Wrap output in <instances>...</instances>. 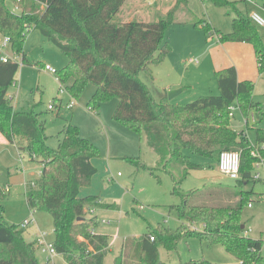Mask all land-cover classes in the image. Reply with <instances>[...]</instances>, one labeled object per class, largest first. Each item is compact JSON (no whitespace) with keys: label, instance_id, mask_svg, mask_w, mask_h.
<instances>
[{"label":"trees","instance_id":"1","mask_svg":"<svg viewBox=\"0 0 264 264\" xmlns=\"http://www.w3.org/2000/svg\"><path fill=\"white\" fill-rule=\"evenodd\" d=\"M217 7H232L237 14L229 34L220 35L222 43H246L253 47L261 74L264 73V40L249 18L238 10L236 2L211 0ZM127 0H0V37L10 39L12 52L22 55L32 30H39L68 58L69 64L57 71L58 79L75 100H80L89 85L96 92L88 104L98 112L113 99L119 103L114 120L140 136H149V146L161 154L162 166L150 168L140 158H124L137 170L153 176L164 171L174 182L173 194L182 200L172 206L183 221L178 230L163 226H148L145 235L124 242L115 264H124L130 257L135 264H162L160 249L174 251L181 239L197 237L209 245H220L242 264H264V241L244 235L242 213L253 201L254 189L247 186L253 180V156L261 147L264 157V129L253 128V145L244 131L231 127V107L239 106L245 119L253 111L263 115L261 106L253 100L255 85L240 81L232 66L215 73L219 94L202 96L184 106L165 100L158 102L142 73L153 78V68L160 66L170 54L167 32L175 24L177 12L188 6V0H176L165 17L146 23L131 21L116 23ZM18 4L20 13H15ZM44 9L42 6H44ZM199 27V24H196ZM203 29L210 34L211 25ZM1 57V52H0ZM21 65L0 60V132L11 142H24L20 152H29L31 159L42 165V174L35 188L26 193L30 211H44L53 217L54 245L67 264H105L111 238L97 233L99 218L90 214L97 206L95 196L82 198L81 188L91 185L98 173L92 160L99 156L95 146L85 142L77 126L68 122L63 129L58 148L48 145L46 121L36 106L29 111H16L9 90L15 84ZM57 100H55L56 104ZM256 115V114H255ZM254 116V115H253ZM148 138V139H149ZM192 155L207 159L215 168L225 151L241 154L240 179L231 187L215 185L195 191H184L182 185L190 171L202 168L192 161ZM5 193L0 189V264H40L34 243L25 239V230L4 221ZM262 196V195H260ZM109 207V206H108ZM79 219H82L79 221ZM200 227V228H198ZM94 230V233H92ZM189 264H209L190 262Z\"/></svg>","mask_w":264,"mask_h":264},{"label":"rangeland","instance_id":"2","mask_svg":"<svg viewBox=\"0 0 264 264\" xmlns=\"http://www.w3.org/2000/svg\"><path fill=\"white\" fill-rule=\"evenodd\" d=\"M146 1L147 0H142L141 4H136L133 0H127L120 13L113 21L116 23H129L131 21L152 23L165 17L176 4V0H161L157 6L149 7L148 4H146L148 1ZM263 1L264 0H257L259 3H263ZM9 6L14 9L10 3ZM180 9H182V7ZM188 10H192L194 13L189 12L186 17L179 16L177 18L176 16L175 24L167 32V41L171 48L168 57L173 54L170 58H181V56H185L181 54L184 50L181 46V39L178 38L179 34L190 33L194 35L200 32L203 34L202 42L211 44L213 41L208 40V38H213L203 29V25L211 23L213 30L216 29L215 31L227 34L232 31L233 21L237 16L232 7H217L211 0H188ZM259 13L264 16V12ZM187 24L193 26L189 28L186 27ZM196 24H199V27H196ZM257 30L264 40V27L257 26ZM3 41L4 36H1L0 46ZM217 41L215 42L218 43ZM3 51L7 54H11L9 49ZM24 53H26L28 59L27 63L30 65H25L22 58L20 59L21 68L16 78V84L11 87L8 93V97L15 96L13 101L15 109L19 112L22 110L29 111L36 106L37 112L42 114V120L47 122L46 134L48 136V145L54 149L58 148L60 139H62L65 120L72 121L70 123L79 128L82 138L87 135L86 133L94 135V133L88 132L90 131L87 126L89 123L85 117L76 116L73 118V115L79 110L78 108L85 110L89 114L92 113L88 104L96 92V87L92 84L87 87L80 100H76L78 105L74 110L68 109L67 103L64 101L60 112H58V109L49 111V106L55 102L58 93L61 96L68 95L66 91H62V87L64 88V86L60 85L58 75H53L52 77L54 78H52L50 74L48 75V73H46L51 77V81L54 83L51 85L45 80V74H42V80H40L41 71H44L45 66H51L55 70L61 71L69 64V58L49 42L39 30H32L30 32L26 40ZM197 53L198 51L186 54L184 61L186 60L187 64L185 63L183 66H188L191 70L197 69L202 65L205 67L209 66L210 57L207 60L204 55ZM214 53L215 52H213V54ZM238 53L239 54H236V56L233 55L232 57L239 59V61L245 65L244 69L247 75L252 77L249 81H252L255 85L253 100L256 104L261 106L263 115L259 114L257 111L251 112L250 118H248L249 125H246L245 117L239 106H237L234 117H231V127L237 132H247V138L254 145L256 143V134L253 128L264 129V73L261 74L259 71L254 51L252 55L253 59L249 58L247 54H244L242 50ZM225 55L229 58L230 53L225 52ZM201 72L202 73L199 71L200 74L198 73L193 78L195 87L192 92L179 95L171 101L182 100V104L178 105L184 106L196 101L202 96L218 95L219 88L215 73L209 74L207 68L206 70L201 69ZM140 78L148 85L157 101L160 102L161 100L157 92L160 87V82H151L149 77L144 73L140 75ZM39 84H41L40 88H38ZM190 93L194 94L192 98L188 95ZM61 96H59L58 99H60ZM118 103V99H113L103 104L98 113H102L104 109H110V113H112L111 115L114 119V113ZM114 107L115 110L111 112V109ZM253 115L255 116V121ZM89 128L92 129L91 124H89ZM101 129L104 139L100 136H98L99 138H93V145L99 153V156L94 162H97L96 165L101 162L104 166L105 162L109 161L111 162V167L108 171L109 174L106 176L104 173L107 168L101 170L96 167L98 169V180L108 182L107 180L109 177H112L114 178L113 184H115V181L124 183L126 196L123 200H108L105 202L106 205H104V207L94 208L91 210L90 214L93 216L97 215L99 218L100 227L97 233L110 235L111 238L110 251L105 259V264H115L117 257L122 253L124 242L128 239H139L147 233L148 226L156 228L163 226L174 231L181 228L183 226V221L179 219L175 212H171L170 208L180 205L182 200L179 196L173 194L174 182L167 173L159 170L157 176H153L149 171H137L130 163L123 159L124 157L140 158L141 161L150 168L161 167V163H163L161 154L153 149H151L152 151L149 149V141H147V144L145 143L146 138L148 139L149 136H140L127 129L129 132H125H128V134L134 138V142L140 148V153H142L143 156L139 155L133 157L131 153H129V156L127 154V156L123 158L113 160L107 157L109 142H112L111 152L115 155L120 149L131 148V143H133V141H130V138H115L109 130H104L102 126ZM1 134L0 132V135ZM148 140H150V138ZM7 141L11 144L9 145V149L0 147V187L3 189L6 186L9 187L7 193H5L4 200L1 201V204L4 206V221L10 226H21L23 221L33 214L40 230L46 232L49 242H53L55 238L53 217L44 211L32 213L26 201V193L28 191L26 183H37L40 179L42 165L38 162H33L29 152H20L8 139ZM15 142V144L20 143V138H16ZM96 142H98V144ZM101 142L104 143V146ZM118 142H122L123 145ZM187 154L191 156L193 162L202 165V168L190 171L187 179L182 185V190L188 192L205 188L210 189L215 185L232 188L236 184L235 181L228 177L219 175L216 168L217 166L215 168H209L207 159L192 155L188 151ZM260 171L262 172L263 180L257 182L255 185L251 184L247 186L249 190L253 188L255 194L253 195L251 207L247 206L243 210L242 222L245 226L244 235L246 237L264 241V200H260V195H264V172L262 170ZM91 185L88 187H91ZM108 205L111 206L108 207ZM95 212H97V214H95ZM2 221L0 217V223H2ZM33 228L34 227L31 226L26 229L24 236L29 243L35 244L36 236L31 232ZM35 247L39 263L47 264V255L43 254L37 245ZM262 254L264 256V247ZM160 259L162 264H189L192 261L207 262L209 264H233L236 262L234 257L227 253L222 246L209 245L202 242L197 237L181 239L177 249L174 251H167L165 248H161ZM50 264L67 263L61 255H57ZM124 264H135V261L129 255L125 258Z\"/></svg>","mask_w":264,"mask_h":264},{"label":"crops","instance_id":"3","mask_svg":"<svg viewBox=\"0 0 264 264\" xmlns=\"http://www.w3.org/2000/svg\"><path fill=\"white\" fill-rule=\"evenodd\" d=\"M133 1L136 4H141L142 0H133ZM147 1H146L147 2L146 4H148L149 7L150 6L154 7V6H157V4L161 0H147ZM229 1L230 2H236L238 4V10L243 12V13H246V14H250L254 11L264 12V1H263V3H259V2H257V0H252L253 3L249 2V0H229ZM144 4H145V2H144ZM189 12L194 13L192 10H188V6H186V7L184 6V7H182V9H180L178 11L177 18L179 16L180 17H186V16H188ZM209 24L212 26L211 23H209ZM192 26L193 25H191V24L186 25V27H189V28ZM215 30L216 29H214L210 33V35L212 36L213 39L208 38V40L213 41L211 44H209V43L206 44V43L202 42L203 34H201L200 32L197 34H194V35H192L190 33L189 34L183 33V34L178 35V38L181 39L182 49L184 50V52H181V54L185 55V56H181L182 59L181 58H170L173 55V54H171L169 57L166 58V60L160 66L153 69V78L149 77V79L153 83H155L156 81L160 82L159 83L160 87L158 88L159 90L156 89L158 92V95L160 97V100H165L167 103L175 105V106H181L178 104H182L181 102H183V101L182 100H180V101L169 100L168 92H170L172 90H180V89H182L183 91L179 95H184L185 93L192 92L194 87H195L193 78L195 75H197L199 73V71H200V73H202L201 69L206 70V68H207L208 73L210 74V73H216L219 70H222V69H225L228 67H232L235 65L234 67L237 68L238 77H239L240 81H246V80H249L252 78V77H250V75H247L246 70L244 69L245 65L241 61H239V59H237V58L235 59L232 56L233 55L236 56V54H239L238 52H240V50H242L244 52V54H247V56L249 58L253 59V57H252L253 51H254L253 47L249 44H246V43H222V42H219L220 41L219 40L220 35H218ZM231 32H229V33H231ZM229 33H227V34H229ZM215 41H217L218 43H216ZM196 51H198L197 54L204 55L207 60L210 57L211 60L209 61V66L205 67L202 65V66H200L194 70H191V68L188 66L187 67L183 66L185 63L187 64L186 60L184 61V58H186V54H190L191 52H196ZM213 52H215V53L213 54ZM225 52L230 53L229 58L226 57ZM25 58H26V62L24 64L30 65L29 63H27L28 59H27L26 53H25ZM45 67H44V71H41L42 73L40 75V80H42V74H45V77H44L45 80L49 84L53 85L54 83L51 81V77L53 75L51 73L47 72L45 70ZM46 73H48V75L50 74L51 77H49ZM52 78H54V77H52ZM60 85H61V83H60ZM38 86H39L38 88H40L41 84H39ZM66 93L68 96H66V95L61 96L58 93V97L55 98V100H57L55 109H58V112L61 111L62 105L64 104V101L67 103V107L70 110H74L78 105V103L76 102V104L72 108H70L69 104L74 98L71 97V95L68 92H66ZM188 95H190L189 97H191V98H192V95L194 96V94H192V93H190ZM59 96H61L60 99H58ZM13 99H15V96H13ZM155 99H156V97H155ZM115 107L113 109H111V112H113L115 110ZM14 109H15V107H14ZM78 109L79 110H77L75 115H73L74 116L73 118H75L76 116L85 117L87 119V122L89 124H91V127H92V129H90L89 124L87 123L88 124L87 125L88 130H90L88 132L94 133V135H89V133H86L87 135H85V137L82 138L85 142H87V143L91 142L92 144H94L93 138H96V137L99 138L98 136H100L101 138L104 139V136L101 133V130H102L101 126H102L104 128V130H109V132H111V134L115 138H119V139L120 138H122V139H124V138L129 139L130 138V141H133V143H131V148L120 149L118 151V153H116L115 155H113L111 152V150H112L111 143L112 142H109V145H108L109 148H108V153H107V157L109 159L117 160L119 158H123L124 156H127V154L129 156V153H131V156H133V157H137L139 155L143 156L142 153H140V148L134 142V138L128 134L129 131L126 128L122 127L120 124L115 122V120L113 119V116L111 115L112 113H110V109L109 110L104 109V110H102V113L91 111L92 113H90V114L81 108H78ZM15 110L17 111V109H15ZM22 111H24V110H22ZM49 111H51V110L49 109ZM253 119L255 121V116L253 117ZM68 122H72V121L65 120L64 126ZM248 125H249V122H248ZM125 131H128V132H125ZM245 133L247 135V132H245ZM144 137H146V136H144ZM143 140H144V138H143ZM147 141H148V139L146 138V142H145L146 144H147ZM15 143L14 144L12 143V145L16 146L18 151H19V147L24 146V142L21 140H20V143H17V144H15ZM96 143L98 144V142H96ZM118 143L123 145L122 142H118ZM101 144L104 146V143L101 142ZM9 145H11V144L8 143L7 138H5L1 134L0 135V147H2L3 149H9ZM128 145H129V142H128ZM148 147L151 150V147L149 145H148ZM126 150H131V151H126ZM96 158L97 157H95L92 160V164L101 170H104L107 168L104 175L105 176L108 175L109 174L108 171L110 170V167H111V162L106 161L104 166L102 165L101 162L98 165H96L97 162L96 163L94 162V160ZM124 158H126V157H124ZM42 168H41V172H42ZM217 170H218V168H217ZM219 175H221V174L219 173ZM98 177L99 176L97 173V175L93 178V183H92L91 187H84V188H81V190H80V196L82 198L90 197V196H95L98 198L97 206H95L94 208L104 207V205H106L105 202H107L108 200L118 201V200H123L125 198L126 194H125V190H124V183H122L120 181H115V184H113L114 178H112V177H109V179L107 180L108 182H102L101 180H98ZM30 183H32V182H30ZM8 188L9 187H7V186L4 189L0 187V189L4 193H7ZM108 206H111V205H108ZM95 214H97V212H95ZM95 216L98 217L97 215H95ZM33 227L34 228L31 229V232H33L36 236L37 232L40 230L37 222H36V225ZM235 261L236 262L233 264H242L241 262H239L236 259H235Z\"/></svg>","mask_w":264,"mask_h":264},{"label":"built area","instance_id":"4","mask_svg":"<svg viewBox=\"0 0 264 264\" xmlns=\"http://www.w3.org/2000/svg\"><path fill=\"white\" fill-rule=\"evenodd\" d=\"M21 1L22 0H18V2H21ZM35 1H37V0H35ZM249 2L253 3L252 0H249ZM42 7L44 9L45 5ZM13 11L15 13L21 12V8L19 7L18 4L14 5ZM249 18H250L251 22L253 24H255L256 26L264 27V16L261 13L254 11V12L249 14ZM0 47H1L0 48V52H1L0 60L2 62L8 63L9 61H13V62L20 63V59L22 58V55H17V54L12 52L11 41L9 38L4 37V41ZM5 49H9L11 51V54L5 53L3 51ZM45 70L47 72L51 73L52 75H57V70H55L51 66H46ZM61 86H64V85L61 84ZM63 90L67 92L65 86H64V88L62 87V91ZM10 98H13V97H10ZM75 104H76V100L73 99L70 102L69 107L72 108ZM55 108H56L55 103H53L49 106V109L51 111L55 110ZM236 109H237L236 105H233L231 107L230 117H234V112ZM248 122H249V120L245 119L246 125H248ZM262 148H264V146ZM260 150H261V147L256 146V149L253 152V156L258 159V161L255 165V171L253 174V180H255V181H262L263 180L262 179V172L260 170H262L264 172V157L262 156ZM240 167H241V154L239 152L225 151L220 155V159H219V162L217 164V168H218V172L221 175L226 176L229 179L236 182L237 180L240 179ZM41 174H42V172L40 173V177H41ZM26 186H27V189L29 190L30 188H35L36 183H28V184L26 183ZM7 191H8V189H7ZM260 200H264V195L260 196ZM249 207H251V204L249 205ZM31 212L34 213L33 211H31ZM35 225H36V220L34 219L33 214H32L31 217H29L23 221V223L21 224L20 227L26 231V229L30 228L31 226H35ZM92 233H94V230H92ZM36 245L39 247V249L42 251L43 254L47 255V257H48V263L47 264H50L51 261L57 255H59L56 248H55L54 242L48 241L46 232H43L41 230H39L37 232L35 246Z\"/></svg>","mask_w":264,"mask_h":264},{"label":"water","instance_id":"5","mask_svg":"<svg viewBox=\"0 0 264 264\" xmlns=\"http://www.w3.org/2000/svg\"><path fill=\"white\" fill-rule=\"evenodd\" d=\"M182 89H180V90H172V91H170V92H168V98H169V100H172V99H174L175 97H177L179 94H181L182 93ZM82 219H79V221H81ZM245 228V226L243 225L242 226V229H244Z\"/></svg>","mask_w":264,"mask_h":264}]
</instances>
